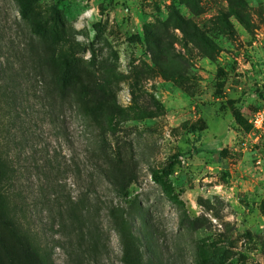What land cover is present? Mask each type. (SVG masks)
<instances>
[{"label": "rangeland", "instance_id": "374dc122", "mask_svg": "<svg viewBox=\"0 0 264 264\" xmlns=\"http://www.w3.org/2000/svg\"><path fill=\"white\" fill-rule=\"evenodd\" d=\"M57 12L65 40L45 30V44L117 112L101 124L54 99L29 58L35 27L0 0L7 189L53 264H125L122 230L142 264H264V134L248 121L264 104V0H37ZM174 154L183 203L152 179Z\"/></svg>", "mask_w": 264, "mask_h": 264}, {"label": "trees", "instance_id": "16d2710c", "mask_svg": "<svg viewBox=\"0 0 264 264\" xmlns=\"http://www.w3.org/2000/svg\"><path fill=\"white\" fill-rule=\"evenodd\" d=\"M16 1L23 17L35 27L33 32L38 38V44L34 53L29 54V58L35 59V65L40 69L39 75L43 77L42 81L53 98L60 101L72 99L83 115L99 123L112 121L117 108L114 103L115 94L110 88L96 78L84 79L81 69L71 65L73 60L66 58V54L56 55L51 42L47 41L45 44L46 39L42 34L45 30L49 31V35H54V41L62 38L65 40V28L59 12L57 16L35 13L37 0ZM49 76L50 80H47ZM235 115L240 118L239 112L236 111ZM249 125L251 127L250 123ZM177 157L174 154L165 166L154 170L152 179L161 184L171 199L183 203L170 178ZM9 169L6 159L0 154V264H53L49 250L16 217V209L7 189L11 183ZM120 233L125 264H142L139 247L133 241L129 230H122Z\"/></svg>", "mask_w": 264, "mask_h": 264}, {"label": "built area", "instance_id": "2783aa9c", "mask_svg": "<svg viewBox=\"0 0 264 264\" xmlns=\"http://www.w3.org/2000/svg\"><path fill=\"white\" fill-rule=\"evenodd\" d=\"M248 121L256 134H264V104L249 115Z\"/></svg>", "mask_w": 264, "mask_h": 264}]
</instances>
